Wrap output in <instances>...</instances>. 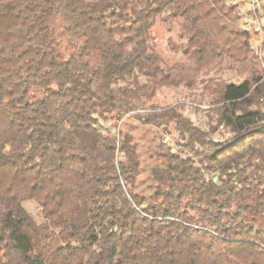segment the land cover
Returning <instances> with one entry per match:
<instances>
[{
	"label": "trees",
	"instance_id": "trees-1",
	"mask_svg": "<svg viewBox=\"0 0 264 264\" xmlns=\"http://www.w3.org/2000/svg\"><path fill=\"white\" fill-rule=\"evenodd\" d=\"M243 6L0 0V264H264V37L240 28ZM129 116L174 146L148 195L131 191L144 168ZM102 172L133 215L102 225L76 199L69 179Z\"/></svg>",
	"mask_w": 264,
	"mask_h": 264
},
{
	"label": "rangeland",
	"instance_id": "rangeland-1",
	"mask_svg": "<svg viewBox=\"0 0 264 264\" xmlns=\"http://www.w3.org/2000/svg\"><path fill=\"white\" fill-rule=\"evenodd\" d=\"M262 4V19L264 21V0ZM245 8V9H244ZM243 11L241 10V19L239 20L238 25L240 28H246L245 23V12L246 7L243 6ZM244 17V18H243ZM248 29V28H246ZM250 29V28H249ZM262 38L264 37V28ZM260 37V36H259ZM262 41L261 37L259 39V43ZM262 43V42H261ZM260 43V44H261ZM264 57V56H263ZM187 96V92L184 90L179 91H165L163 94L164 102L172 103L175 100H185ZM191 115V112H188ZM195 122L202 128L206 129L205 126V116L198 112L197 114L191 116ZM127 129H133L132 135L135 141L138 144L139 155L141 158L142 166L144 168L142 174L138 177L136 183L131 188V191H134L138 194H146L150 193L148 188L149 181V170L151 167L158 166L161 164L166 155V150L168 147H174L172 144V140L164 136L154 127L143 126L136 122L132 116L126 118ZM229 134L220 128L217 132L212 134V139L214 141H221ZM249 168L248 164L236 163L234 165H230L223 173L222 178L218 186H222L227 183L228 180L234 181L239 177L245 176L247 174V169ZM108 172L102 173H93L91 175V183H84L83 181L72 177L69 179L70 184L73 187L75 192V197L78 201H90V203L94 206V210L96 215L98 216L96 221L100 222L103 225V221L110 213H130V216L133 215L131 209L134 207L131 205V202L126 198L125 199V191L119 190L116 192L114 196H111L107 191L109 187L108 181ZM253 180L258 181L263 184V179L260 178L259 175L253 176ZM230 187H233L230 184ZM26 208L34 214L39 212L38 206L34 202H27ZM250 208H247L248 210Z\"/></svg>",
	"mask_w": 264,
	"mask_h": 264
},
{
	"label": "built area",
	"instance_id": "built-area-1",
	"mask_svg": "<svg viewBox=\"0 0 264 264\" xmlns=\"http://www.w3.org/2000/svg\"><path fill=\"white\" fill-rule=\"evenodd\" d=\"M248 10L245 15V27L257 32L262 39L264 21L262 19V0H247ZM213 181L216 182L217 178L213 177Z\"/></svg>",
	"mask_w": 264,
	"mask_h": 264
}]
</instances>
